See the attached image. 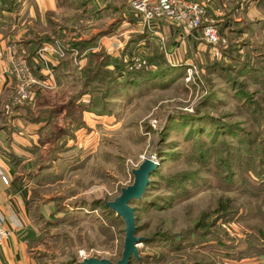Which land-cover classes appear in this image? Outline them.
Masks as SVG:
<instances>
[{"label": "rangeland", "instance_id": "374dc122", "mask_svg": "<svg viewBox=\"0 0 264 264\" xmlns=\"http://www.w3.org/2000/svg\"><path fill=\"white\" fill-rule=\"evenodd\" d=\"M17 1L26 4L24 22L34 1ZM58 1L63 52L77 36L127 40L109 54L90 49L80 68L86 72L70 66L55 92L40 94L46 106L40 109L37 100L26 106V119L39 125L38 145L29 147L33 158L19 166L31 181L28 227L36 263L79 264L89 256L116 261L123 222L104 201L131 183V168L146 156L156 165L141 198L129 202L141 240L137 259L127 264H249L263 257L264 0H222L247 10L238 24H226L231 34L220 21L223 6L194 0L203 5L202 25L212 24L221 36L213 45L199 32L171 36L166 22L159 23L161 31L148 30L128 0ZM211 2L213 23L205 20ZM45 18L32 27L44 31ZM247 19L259 23L252 29ZM70 48L76 56L82 51ZM130 54L143 65L129 69ZM106 55L114 65L86 80L96 58L102 62ZM116 60L132 70L131 83L116 82L125 77Z\"/></svg>", "mask_w": 264, "mask_h": 264}, {"label": "crops", "instance_id": "0c3cea01", "mask_svg": "<svg viewBox=\"0 0 264 264\" xmlns=\"http://www.w3.org/2000/svg\"><path fill=\"white\" fill-rule=\"evenodd\" d=\"M33 1L34 2H31L33 4L30 3L27 6L29 18L25 19L24 22L21 20V10L24 9L25 3L23 6L20 4L19 8L21 9L18 8L14 11L5 10L2 7L0 8V52L3 54L0 61V170L10 179L8 185L3 184L0 180V211L8 215L11 207L12 212L24 226L0 244V264H38L32 255V248L30 247L28 239H24V235L21 234V231L24 230L25 234L27 230L31 229L28 227V202L32 189L30 188L31 181H25L23 177L20 176L21 171L19 169L20 164L30 161L33 158L32 151H30L29 147L35 148L38 145L39 135L36 130L39 125L37 123H30L25 117L27 109L29 108L26 106L33 102V100L31 101V97L34 96L35 91L33 93L31 91V97L28 99L29 101L15 99L17 80L15 75L9 70L12 65L13 57L8 53V48H13L16 57L25 58L32 75L37 81L32 84L31 90L37 89L42 94L44 91H47L46 93L55 92L59 86V77H66V75L69 74L70 66L72 68L77 67L78 70L83 68V56L90 49L93 51L101 49L106 54H109L117 50V48H122L127 40L126 35L123 36L124 41H121L112 35L104 36L102 32L100 35L103 36H100L97 40H94L96 36L88 39L86 41V46L81 48L82 51L80 53L78 52V56H76L75 53L77 51L74 48H70V44L72 46V44L77 41H85L77 36L71 38V40L67 42V48L63 46L65 52H63L62 55L56 54L53 49L59 45V42L66 41V37L64 36L66 28L59 24V20L56 17L57 9L55 8H59V6L62 5L60 4L61 1ZM212 1L215 2L216 6H223L222 10H226V15L224 14L223 17L224 19H220V21H222V25L225 26L224 29L226 34L227 32L228 34L233 33V29L226 24L228 22L238 24L243 17H246V7L241 9V6L238 8L235 7L236 5L234 4L229 5L226 2L222 3V0H218V2L217 0ZM216 6H214L212 2L207 5L205 9L206 21L213 23L211 18H213L212 15H217V13L214 12ZM254 7L255 6H253V8ZM240 10H242L240 14H234V12H239ZM43 15L44 17L46 16L45 21L49 26L45 28L44 31H37V28L35 26L32 27L31 24L35 20L42 18ZM122 16L126 18L125 15ZM247 20L251 24L252 29H254L256 23H259L258 19L256 21H254V19ZM25 22L29 29L28 32H24V29L20 28ZM159 23H164V21H158L157 26L154 22L147 29H154V31H157L160 29ZM166 24L173 28L171 36H176L178 38L189 36L190 38H194L197 32L201 34L199 28L187 32L184 28L181 30L178 27L168 23ZM183 31H186V33ZM126 32H130V30ZM155 34L161 37V34ZM37 37L44 39L42 45L29 51L30 45H33L32 43ZM93 40L95 42H92ZM89 46L92 47L89 48ZM85 48L88 49L85 50ZM21 54L25 56H21ZM17 100L22 104L14 102ZM11 155L20 158V164L15 166L14 163L10 161ZM249 264H264V256Z\"/></svg>", "mask_w": 264, "mask_h": 264}, {"label": "built area", "instance_id": "2783aa9c", "mask_svg": "<svg viewBox=\"0 0 264 264\" xmlns=\"http://www.w3.org/2000/svg\"><path fill=\"white\" fill-rule=\"evenodd\" d=\"M245 1V0H239ZM128 7L131 13L147 28L154 22L164 21L175 27H182L187 32L201 27V35L208 44H215L220 41V35L212 24H203L204 9L200 2L194 0H128ZM161 41L163 38L160 37ZM56 54H63L60 45L53 49ZM8 53L13 57L11 68L9 69L16 77L17 99L26 101L31 97V86L36 83V79L31 73L30 67L23 57H16L13 48H8ZM0 52V61L2 58ZM129 69H138L144 61L140 56L130 54ZM0 180L8 185L10 179L0 170ZM23 223L12 212L4 214L0 211V244L11 237L18 230L22 229Z\"/></svg>", "mask_w": 264, "mask_h": 264}, {"label": "water", "instance_id": "95a60500", "mask_svg": "<svg viewBox=\"0 0 264 264\" xmlns=\"http://www.w3.org/2000/svg\"><path fill=\"white\" fill-rule=\"evenodd\" d=\"M155 162L148 156L134 168H131V183L120 187L118 195L110 201H104V205L119 216L123 222V238L120 257L116 261H110L103 257H83L79 264H127L131 257L137 259L136 243L141 237L134 235L133 208L129 205L132 200L141 198L148 182V177L155 169Z\"/></svg>", "mask_w": 264, "mask_h": 264}, {"label": "trees", "instance_id": "16d2710c", "mask_svg": "<svg viewBox=\"0 0 264 264\" xmlns=\"http://www.w3.org/2000/svg\"><path fill=\"white\" fill-rule=\"evenodd\" d=\"M8 3H12V5H10V4H8ZM4 8L5 10H8V11H14V10H16L17 8H19L20 7V3H19V1H17V0H0V8ZM104 33V32H103ZM102 34V33H101ZM43 38H38L37 40H34V42L32 43L33 45L31 46L30 45V47H29V51H32V50H34L36 47H39L40 45H42V43H43ZM74 45H79V49H81V48H83V47H85L86 46V44H87V42L85 41V42H76V43H73ZM102 52V51H101ZM263 55V54H262ZM100 55H98V57H99ZM116 62H118L117 60H116ZM108 64H113V61H110V58L108 57V55H106V59H105V61H99L98 60V58H96V62H95V66H94V72L91 74V75H89L87 78H86V80H91V76L94 74V76L96 75V72L98 73L99 72V68L101 67V68H103V67H106V66H108ZM118 64L120 65V66H118L117 65V63H116V66H115V68H118L119 70H121V71H123V74H124V76L125 77H122L120 80L121 81H117L116 80V82H122V81H126L127 79H125V78H128L130 75H131V73H132V70H129L128 68H127V66H125V64H124V66H121V64L118 62ZM114 65V64H113ZM85 70V69H84ZM82 71V69H80V70H78V72L80 73V74H82V72H86L87 70H85V71ZM113 78V77H112ZM128 82L129 83H131L132 81H133V79H129L128 78ZM107 86H110V85H107ZM124 85H122V86H120V88H122ZM111 88V87H110ZM108 89H109V87H108ZM117 89H118V87H117ZM32 91V93L34 92V96H35V98H34V96H33V98H32V100L34 101V100H37V104L38 105H40V109H42V107L43 106H46V104H43L42 102H39V96H40V92L37 90V89H34V90H31ZM29 115H30V109L28 108L27 109V117H29ZM35 117V116H34ZM36 120L35 121H37V119L39 118L38 117V114L36 115ZM39 121H40V118H39ZM10 161L12 162V163H14V165H15V163L16 164H20V161H21V159L20 158H18V157H16V156H14V155H11V157H10ZM41 164H44V163H41ZM30 172V171H29ZM36 175V174H35ZM35 175L34 176H32V177H35ZM37 176V175H36ZM224 207H222V206H219V210H222ZM217 213V212H216ZM21 234H23L24 236V239H28V242H29V244H30V239L32 238V235H33V233H32V231L31 230H27L26 231V233L24 234V230L23 231H21Z\"/></svg>", "mask_w": 264, "mask_h": 264}]
</instances>
